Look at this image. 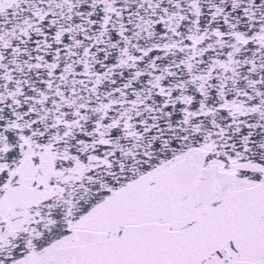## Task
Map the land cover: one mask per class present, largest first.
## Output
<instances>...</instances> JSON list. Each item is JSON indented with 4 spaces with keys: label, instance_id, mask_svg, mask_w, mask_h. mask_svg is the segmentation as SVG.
I'll use <instances>...</instances> for the list:
<instances>
[{
    "label": "snow or ice",
    "instance_id": "snow-or-ice-1",
    "mask_svg": "<svg viewBox=\"0 0 264 264\" xmlns=\"http://www.w3.org/2000/svg\"><path fill=\"white\" fill-rule=\"evenodd\" d=\"M0 264H264V0H0Z\"/></svg>",
    "mask_w": 264,
    "mask_h": 264
}]
</instances>
